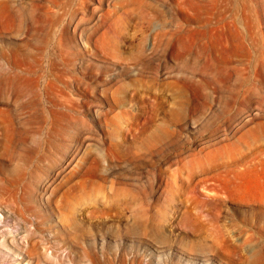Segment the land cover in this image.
I'll return each mask as SVG.
<instances>
[{
	"label": "rangeland",
	"instance_id": "374dc122",
	"mask_svg": "<svg viewBox=\"0 0 264 264\" xmlns=\"http://www.w3.org/2000/svg\"><path fill=\"white\" fill-rule=\"evenodd\" d=\"M14 65L41 115L0 95V264H264V0H0Z\"/></svg>",
	"mask_w": 264,
	"mask_h": 264
},
{
	"label": "bare ground",
	"instance_id": "6f19581e",
	"mask_svg": "<svg viewBox=\"0 0 264 264\" xmlns=\"http://www.w3.org/2000/svg\"><path fill=\"white\" fill-rule=\"evenodd\" d=\"M6 71H7V73L4 72L6 74H3V72L0 71V95L4 96L6 98H10L11 100H9V101L14 100L15 103H17L19 108H22V109H27L28 108V109H30V111L32 110V113H33L32 116L35 117V118H38L41 115L40 114V110H41L40 109V107H41V101H40L41 93L39 95V91L36 89L37 88L36 85L34 87H32L33 89H29L28 88V84L30 82L27 83L29 81V79H27L28 81L26 82L27 83V85H26L25 81H26L27 77L25 76V78H24L23 76L21 77V75H19V74L24 75V73H26L25 70L24 71L21 70L20 72L16 71L15 65L7 68ZM40 119H41V117L39 118V121L35 122V125H32V123H31V126L30 125L29 126L25 125L26 127L22 126L21 128H19V126H20L19 125L18 126L19 129L14 127V124H15L14 123L13 124L14 128L12 127V132H11V130H9V129H11V127H9V129H8L9 131L8 132L12 133V135H13L16 132L18 134L19 133L20 134H22V133L29 134L31 132L40 131L41 130V120ZM11 122L13 123V121H11ZM48 221L45 220V218H44L41 221V225H46L45 229L49 232L50 236H52V240H54L55 242H58V243H60V241L63 240V241H65L64 245H67V240H65V238L59 237V235L56 234L57 230L54 227V223L49 224L51 222V220H48ZM9 224H14V223L9 218H4V221L2 222V226H8ZM66 227L69 228L70 230H74L73 223H69L68 222L66 224ZM36 228H37V226H36ZM6 236H4L5 237V241H7L8 245H9L10 241H9V238H7ZM26 238H27V243H28L29 246H32L35 250H38L40 248V243H39V241H37L35 233L29 234ZM43 240L45 242H47V244L51 243V240L49 238H47V237H46V239H43ZM8 245H6V246H8ZM53 247H54V245H53ZM66 248H67V246H66ZM70 248L71 247L69 246V249ZM31 251L33 253V250H31ZM79 253H77L72 248H71V251L69 250V254L68 255H69L70 260L72 261L73 264H78V261H79L78 259L81 258V257L87 258L90 264H106V262H107V261L102 260L101 257H99V255L97 253H86L84 255H81V253L80 254ZM103 255L105 256V254H103ZM39 256H41V255H39ZM116 256H117V253L114 254V260L112 261V263L114 262V264L116 263V261H115V259H116L115 257ZM122 259L123 258L121 256V254H119L117 263L118 264H124ZM39 261H40V264H41V262L47 263L46 260L42 258V256L38 257V260H37L38 264H39ZM17 264H23V262H18L17 261Z\"/></svg>",
	"mask_w": 264,
	"mask_h": 264
}]
</instances>
